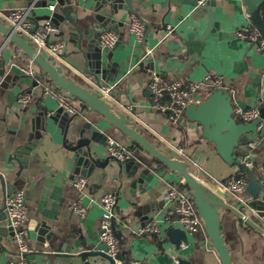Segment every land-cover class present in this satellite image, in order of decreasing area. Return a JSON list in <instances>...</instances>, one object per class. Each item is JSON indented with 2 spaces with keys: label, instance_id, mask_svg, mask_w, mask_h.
I'll list each match as a JSON object with an SVG mask.
<instances>
[{
  "label": "crops",
  "instance_id": "1",
  "mask_svg": "<svg viewBox=\"0 0 264 264\" xmlns=\"http://www.w3.org/2000/svg\"><path fill=\"white\" fill-rule=\"evenodd\" d=\"M78 1L72 11L75 24L54 17V13H64L65 5L59 0H0V21L11 28L7 18L10 12L29 9L35 27L47 21L54 24L51 38L65 41L66 50L59 56L46 51L42 54L61 74L98 93L101 85H113L107 101L137 130L172 157L196 159L199 165L188 163L189 171L207 191L264 228L263 127L257 138L237 149L242 161L262 177L263 188L254 196L246 186L240 199L224 188L240 166L222 159L214 144L202 136L199 123L188 120L184 113L173 122L167 111L158 110L148 87L153 73L195 82L214 74L224 79L223 88L231 93L234 106L260 108L258 90L260 82L264 84V51L237 34L245 25L255 26L244 0H211L208 6L213 12V25L204 38L208 11L193 0ZM260 9L264 19V4ZM132 14L146 23L142 41L129 31ZM105 29L119 35L111 49L102 48L99 42ZM83 51L91 62L89 66ZM29 60L0 32V211L5 208L8 194L24 192L29 264H85L81 251L96 249L102 242L99 201L105 193L117 196L115 231L120 233L123 257L137 258L144 264H182L174 256L189 264H223L207 233L198 239L197 232L191 234L184 229L188 243H181L179 248L167 235V227L183 229L174 204L165 198V193L183 178L143 147L133 146V140L85 102L65 93H46L38 83L46 78L29 76L19 69ZM211 88L203 92V99ZM23 92L33 95L26 105L18 100ZM61 97L76 108L75 114L59 106ZM81 139H90L82 148L89 151L94 162L77 158ZM109 139L127 148L132 159L112 158ZM179 147L184 148L183 154ZM246 175L248 185L247 171ZM79 176L88 179L83 192L74 185ZM79 196L86 207L83 216L72 210ZM220 214L222 235L233 262L264 264V232L228 208L221 207ZM4 223L0 225V264L19 257L18 243L8 231L9 223ZM153 225L160 228L159 233H139L141 227ZM89 260L93 264H117L101 256Z\"/></svg>",
  "mask_w": 264,
  "mask_h": 264
},
{
  "label": "water",
  "instance_id": "2",
  "mask_svg": "<svg viewBox=\"0 0 264 264\" xmlns=\"http://www.w3.org/2000/svg\"><path fill=\"white\" fill-rule=\"evenodd\" d=\"M59 2L65 5L64 13H54V17L60 21L67 18L70 22L75 24V18L72 17V11L75 8V5H79V1L76 0L75 3H72L68 0L66 3V0H59ZM193 3L196 4V1L193 0ZM244 3L247 6V13L250 16L251 21L260 30L264 37V19L260 9L264 4V0H244ZM201 7L205 8L209 15L208 27L202 35V38H204L207 37L212 28L214 17L208 4ZM56 22L59 23V21ZM0 32L6 36L8 41L17 44L24 53L35 62V64L41 69L42 73L47 76L48 80L53 82L58 89L64 90L68 97L78 98L94 110L105 115L115 127L125 133L131 140L139 143L141 147L151 153L156 159L163 162L170 169L176 171L183 178V182L190 185L197 212L202 219L205 231L208 234L213 247L217 250L223 264L235 263L231 258L225 239L222 235L221 207L237 212L248 223L263 233V228L247 218L244 212H240L231 204L221 202L213 197L209 191H207L204 184L189 171L188 163L184 159L172 157L166 152V150L157 147L155 143L151 142L131 124V120L123 112L115 109V107L97 91L88 90L86 87L61 74L50 59L38 52L27 39L14 32L1 21ZM80 46L81 44L79 40V47ZM100 50L102 51L101 47ZM83 52L85 54V61L89 66L91 62L89 61L86 52ZM258 102L261 111L260 116L249 122L240 121L233 114L234 103L231 93L223 87H212L208 95L202 101L189 104L184 111L188 120L197 122L201 125L202 136L208 142L214 144L216 152L224 161L232 165L237 163L248 172L249 184L247 185V190L254 196L262 190L263 179L260 175H256V173L242 161L237 149L241 145L249 143L257 138L262 127L264 130V84L262 81L260 82V88L258 90ZM89 141L90 139H81L78 142L76 154L80 161L85 160V157V161L87 162H91L92 160L89 156V151L87 149L83 150L82 148L83 145L89 144ZM243 154H245V152L242 153V155ZM2 221L6 222L3 224L4 226H7L10 222V220H8L6 208L0 211V225ZM8 231L13 234L11 227H8ZM166 232L177 248L181 246V243H188V237L184 229L170 226L166 228ZM116 235L117 237H120V233L116 232ZM80 256L82 260L85 261V264H93L89 260V257L96 256L108 259L112 263H115L116 259L124 260L123 264H127L129 261L126 257L122 256L120 251L115 259L108 255L107 246L104 242L98 244L96 249H84L81 251ZM179 262L182 264H189L187 260L183 259H179Z\"/></svg>",
  "mask_w": 264,
  "mask_h": 264
},
{
  "label": "built area",
  "instance_id": "3",
  "mask_svg": "<svg viewBox=\"0 0 264 264\" xmlns=\"http://www.w3.org/2000/svg\"><path fill=\"white\" fill-rule=\"evenodd\" d=\"M197 6H204L211 0H194ZM51 9H55V5H50ZM8 21L11 24V29L26 36L35 49L42 53L48 52L51 56H59L66 50V43L63 40H53L52 33L56 30L54 24L47 21L43 26L35 27L30 18L29 9H15L8 15ZM128 28L138 41H142L146 32V23L138 15L132 14L128 22ZM171 30V27H167ZM237 34L248 41V43L258 49L264 51V37L260 30L252 24L245 25L237 30ZM119 41V35L111 30L105 29L101 32L99 42L102 48L111 49ZM19 69L22 73L36 77L38 74L37 65L30 59L25 65H20ZM39 85L46 93L57 96L55 91H52L47 85L46 81H39ZM224 79L221 76L208 74L203 81H184L182 79H171L163 77L158 73H153L149 80V90L154 96L156 102L155 107L160 111H167L169 118L173 122H177L179 117L184 113L186 107L191 103H197L203 100V92L209 87H223ZM113 85L105 84L99 87V93L105 99L111 96ZM59 96V95H58ZM33 95L30 92H23L19 95V102L21 105H26L31 102ZM59 106L64 108L70 114L76 113V108L71 106L64 97L59 98ZM233 113L242 121L249 122L258 118L261 114L259 107H243L234 106ZM264 121V120H263ZM109 155L119 161H127L132 159L131 152L114 139L108 140ZM178 151L183 154L184 148L179 147ZM187 163L193 166H198L196 159H184ZM248 164L247 162H245ZM248 183L245 170H239L235 177L230 178L225 184L224 188L242 198V193ZM75 187L79 192L88 185V179L85 176H79L74 181ZM165 198L171 201L178 213V221L180 225L187 232L193 234L203 226V221L200 218L194 200L188 193L171 188L165 193ZM100 207L102 208V215L100 220V239L107 246V254L115 259L120 251V239L115 231V217L117 215L115 206L117 203V196L114 193H105L100 197ZM5 208L8 218L10 220L9 227L12 228L13 237L18 243V258L9 259L6 264H29L27 253L28 246V230L25 226L27 203L25 194L22 190L12 192L6 196ZM72 210L75 214L83 216L86 212L81 197L79 196L72 205ZM243 212V211H242ZM264 220V212L262 216ZM160 228L156 226L141 227L139 233H159ZM264 232V228H263ZM176 260H179L174 256ZM117 264H123V261L116 259ZM127 264H144L140 259L133 258Z\"/></svg>",
  "mask_w": 264,
  "mask_h": 264
},
{
  "label": "trees",
  "instance_id": "4",
  "mask_svg": "<svg viewBox=\"0 0 264 264\" xmlns=\"http://www.w3.org/2000/svg\"><path fill=\"white\" fill-rule=\"evenodd\" d=\"M37 77H40L41 79H45V78H46L48 84L51 86V88H53V90H54L57 94H59V95H63V94L65 93L64 90L58 89V88L54 85L53 82L49 81L48 78H47V76L44 75V74L42 73V71H41L40 68L38 69ZM133 146H139V147H141V146L139 145V143H137V142H135V141H133ZM240 169H241V170H245L242 166H240ZM175 187H176L178 190H181V191H184V192L188 193L189 196L192 198V200H194V199H193L192 189H191V187H190L189 184H185L184 182H179V183H175ZM203 234L207 236L206 231H205V229H204V226H202L201 228H199V230L197 231V234H196V235L198 236V239H199V237H200V238H203Z\"/></svg>",
  "mask_w": 264,
  "mask_h": 264
}]
</instances>
